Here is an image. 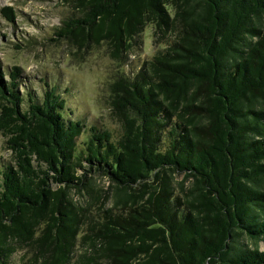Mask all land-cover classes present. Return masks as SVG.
I'll use <instances>...</instances> for the list:
<instances>
[{
    "label": "trees",
    "instance_id": "1",
    "mask_svg": "<svg viewBox=\"0 0 264 264\" xmlns=\"http://www.w3.org/2000/svg\"><path fill=\"white\" fill-rule=\"evenodd\" d=\"M75 2L58 37L123 63L151 25L154 55L110 86L117 140L0 67V264H264V0Z\"/></svg>",
    "mask_w": 264,
    "mask_h": 264
},
{
    "label": "rangeland",
    "instance_id": "2",
    "mask_svg": "<svg viewBox=\"0 0 264 264\" xmlns=\"http://www.w3.org/2000/svg\"><path fill=\"white\" fill-rule=\"evenodd\" d=\"M6 7L12 9V21L2 14ZM76 7L75 0H0V67L6 74L3 80L9 82V73L19 68L18 89L25 99L31 95L40 102L45 85L53 86L65 100L66 118L77 119L87 127L96 126L99 131L107 130L117 140L122 126L110 105V86L118 76L132 78L142 63L153 57V28L147 25L141 34V48L118 63L110 59L104 44L85 46L77 39L67 41L57 36L64 21L80 16L81 9ZM26 108L24 102L23 109ZM7 139L0 132V165L14 164ZM83 139L79 137V141ZM176 179L181 180V176ZM98 186L107 190L109 184L98 177ZM84 201L95 202L88 196L79 198V202ZM240 244L264 250V240L254 242L243 237ZM28 258L24 252L16 251L6 264H29Z\"/></svg>",
    "mask_w": 264,
    "mask_h": 264
}]
</instances>
